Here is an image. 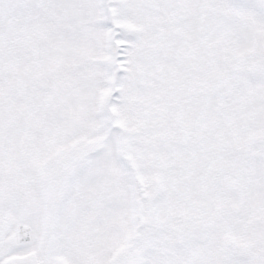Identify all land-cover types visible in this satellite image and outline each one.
<instances>
[{"label":"snow or ice","instance_id":"6c2138e0","mask_svg":"<svg viewBox=\"0 0 264 264\" xmlns=\"http://www.w3.org/2000/svg\"><path fill=\"white\" fill-rule=\"evenodd\" d=\"M0 264H264V0H0Z\"/></svg>","mask_w":264,"mask_h":264}]
</instances>
